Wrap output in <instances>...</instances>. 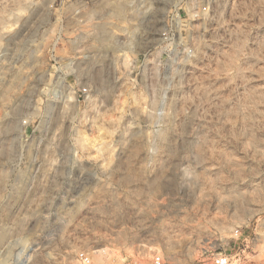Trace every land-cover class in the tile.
I'll list each match as a JSON object with an SVG mask.
<instances>
[{"label":"rangeland","instance_id":"obj_1","mask_svg":"<svg viewBox=\"0 0 264 264\" xmlns=\"http://www.w3.org/2000/svg\"><path fill=\"white\" fill-rule=\"evenodd\" d=\"M107 2L0 0V264H264V0Z\"/></svg>","mask_w":264,"mask_h":264},{"label":"built area","instance_id":"obj_2","mask_svg":"<svg viewBox=\"0 0 264 264\" xmlns=\"http://www.w3.org/2000/svg\"><path fill=\"white\" fill-rule=\"evenodd\" d=\"M175 18V15H172V19ZM170 32L169 24H166V27H164L163 30L159 32V41H160V47L162 49H165V46H163L168 41V35ZM124 48H126L129 52L133 54L134 46L131 42V37L127 34L125 35V39L123 41ZM166 50V49H165ZM163 53H166L163 51ZM134 55V54H133ZM148 50H145V53H143V58L146 59L150 57ZM132 57V56H131ZM133 59V57H132ZM131 61V60H130ZM78 100H85L88 97L89 90L87 86L81 87L78 92L75 93ZM239 231L237 230L236 234H238ZM147 264H164L163 259L160 255L154 254L152 259ZM210 264H232V258L228 253H220V254H214L211 258Z\"/></svg>","mask_w":264,"mask_h":264},{"label":"bare ground","instance_id":"obj_3","mask_svg":"<svg viewBox=\"0 0 264 264\" xmlns=\"http://www.w3.org/2000/svg\"><path fill=\"white\" fill-rule=\"evenodd\" d=\"M129 0H109V2H107V5L109 7H111L112 12L116 15H123L125 13V8L127 6V2ZM105 2V1H104ZM102 33L105 34V29L102 28L100 30ZM7 232L6 231H2L0 233V243H3L6 241L7 239Z\"/></svg>","mask_w":264,"mask_h":264}]
</instances>
